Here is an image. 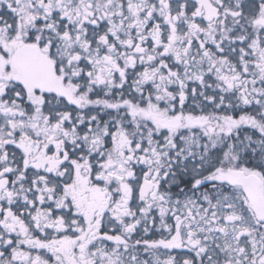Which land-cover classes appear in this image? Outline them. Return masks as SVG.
Segmentation results:
<instances>
[{
  "label": "snow or ice",
  "instance_id": "obj_1",
  "mask_svg": "<svg viewBox=\"0 0 264 264\" xmlns=\"http://www.w3.org/2000/svg\"><path fill=\"white\" fill-rule=\"evenodd\" d=\"M0 264H264V0H0Z\"/></svg>",
  "mask_w": 264,
  "mask_h": 264
}]
</instances>
